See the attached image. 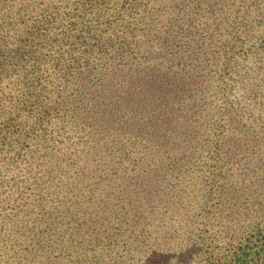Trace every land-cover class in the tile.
I'll use <instances>...</instances> for the list:
<instances>
[{
	"label": "rangeland",
	"instance_id": "obj_1",
	"mask_svg": "<svg viewBox=\"0 0 264 264\" xmlns=\"http://www.w3.org/2000/svg\"><path fill=\"white\" fill-rule=\"evenodd\" d=\"M64 1L124 65L19 151L39 204L0 210V264H264V24L214 19L246 0Z\"/></svg>",
	"mask_w": 264,
	"mask_h": 264
},
{
	"label": "trees",
	"instance_id": "obj_2",
	"mask_svg": "<svg viewBox=\"0 0 264 264\" xmlns=\"http://www.w3.org/2000/svg\"><path fill=\"white\" fill-rule=\"evenodd\" d=\"M246 1L237 6L225 3L226 9L218 10L214 19L227 26L237 23L242 31L261 28L264 0ZM81 9L78 3L64 0H0V210L24 213L39 204L40 193L22 186L14 176V167L19 151L50 122L51 108L72 124L71 131L85 132L78 103L89 87L82 88V80L91 83L90 87H103L106 84L98 73L112 75L122 71L117 65H124L123 62L116 64L112 57L97 56L100 50L94 49L96 45L105 44L112 49L115 40L98 44L90 30L79 28ZM192 22L179 24L174 36L168 32L161 36L171 47L176 35L190 45L186 38L191 34ZM162 75L185 76L171 68ZM69 88L71 100L66 99ZM252 236L257 237L258 233ZM239 257L233 260L234 264L243 259L242 255Z\"/></svg>",
	"mask_w": 264,
	"mask_h": 264
}]
</instances>
